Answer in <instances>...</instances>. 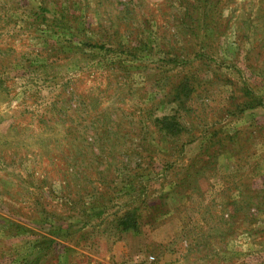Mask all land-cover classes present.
Listing matches in <instances>:
<instances>
[{"label": "rangeland", "instance_id": "rangeland-1", "mask_svg": "<svg viewBox=\"0 0 264 264\" xmlns=\"http://www.w3.org/2000/svg\"><path fill=\"white\" fill-rule=\"evenodd\" d=\"M0 264H264V0H0Z\"/></svg>", "mask_w": 264, "mask_h": 264}, {"label": "trees", "instance_id": "trees-1", "mask_svg": "<svg viewBox=\"0 0 264 264\" xmlns=\"http://www.w3.org/2000/svg\"><path fill=\"white\" fill-rule=\"evenodd\" d=\"M166 120H168V119H166Z\"/></svg>", "mask_w": 264, "mask_h": 264}]
</instances>
